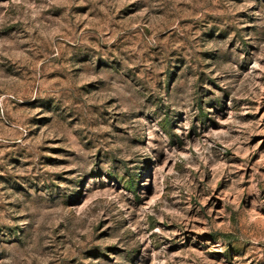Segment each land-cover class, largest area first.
Instances as JSON below:
<instances>
[{
    "label": "rangeland",
    "instance_id": "rangeland-1",
    "mask_svg": "<svg viewBox=\"0 0 264 264\" xmlns=\"http://www.w3.org/2000/svg\"><path fill=\"white\" fill-rule=\"evenodd\" d=\"M0 264H264V0H0Z\"/></svg>",
    "mask_w": 264,
    "mask_h": 264
}]
</instances>
